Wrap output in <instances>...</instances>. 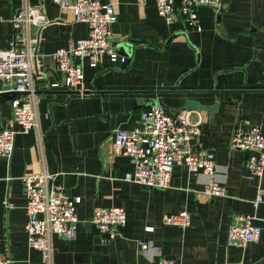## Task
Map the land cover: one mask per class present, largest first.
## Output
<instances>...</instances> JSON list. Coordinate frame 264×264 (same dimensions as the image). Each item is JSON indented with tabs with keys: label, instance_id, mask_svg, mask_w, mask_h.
I'll use <instances>...</instances> for the list:
<instances>
[{
	"label": "crops",
	"instance_id": "0c3cea01",
	"mask_svg": "<svg viewBox=\"0 0 264 264\" xmlns=\"http://www.w3.org/2000/svg\"><path fill=\"white\" fill-rule=\"evenodd\" d=\"M104 1L117 15L111 46L126 61L103 58L95 69L85 64L80 92L49 87L61 80L50 55L87 37L86 24L51 2L0 0L2 48L12 37L14 12L27 5L46 19L28 32L38 129L17 135L11 156L0 157V254L12 264H48L28 247L20 181L45 172L56 176L65 197L80 200L76 238L52 236L49 264H158L139 253V240L174 264H264V205H252L258 182L247 179L249 153L230 148L236 129L256 127L264 134V0H221L218 11L199 8L201 32L163 22L153 0ZM2 87L0 81V92ZM188 100L218 106L212 123L210 112L192 111L199 125L191 144L214 154L215 178L225 182V195L206 197L201 177L184 166L173 167L164 190L126 182L132 167L113 150L115 131L136 128L142 111L156 102L177 111ZM10 102L0 98V130L9 126ZM111 207L124 210L126 224L120 237L108 240L92 218ZM180 211L189 214L188 228L162 226L163 215ZM236 214L252 216L262 230L246 248L226 243Z\"/></svg>",
	"mask_w": 264,
	"mask_h": 264
},
{
	"label": "built area",
	"instance_id": "2783aa9c",
	"mask_svg": "<svg viewBox=\"0 0 264 264\" xmlns=\"http://www.w3.org/2000/svg\"><path fill=\"white\" fill-rule=\"evenodd\" d=\"M142 1V0H141ZM158 17L167 24L180 22L188 29L201 32L197 10L201 7L221 8V0H153ZM51 2L62 10L70 11L74 21L87 26V37L75 40L67 48L58 49L50 55L61 80L51 84V89L61 87L82 91L85 64L90 69L99 66L103 58L110 63L124 64L111 46V26L117 21L114 7L104 0H40ZM13 30L6 48L0 46V81L3 86L13 85V92L19 94L10 102L11 118L9 126L0 130V157H10L17 135H26L38 129L29 28L41 29L46 24L42 12L25 5L14 12L10 19ZM185 109L170 111L156 102L142 111L136 128L131 131L116 130L113 135L115 154L126 157L132 171L124 175L128 183L144 186L147 189L164 190L169 187L174 166H184L188 172L201 177L206 197L225 195V182L216 177L215 157L212 152L196 149L191 144L199 119ZM230 148L249 153L245 161L249 181H257L256 195L252 201L254 208L264 205V134L259 128L248 131L234 130ZM55 175L45 172L33 173L20 179L26 197V221L24 231L28 247L41 255V260L50 263L51 238L58 236L68 241L76 238V206L79 198L70 200L55 184ZM126 224L122 208H100L92 218L94 229L105 239L120 237ZM162 226L186 229L190 217L186 211L165 214ZM152 228H146L151 232ZM261 228L254 224L249 215H233L227 231V246L246 248L258 241ZM138 251L158 259V264H174L162 258L158 250L143 241L137 242ZM0 264H12L9 257L0 254Z\"/></svg>",
	"mask_w": 264,
	"mask_h": 264
},
{
	"label": "water",
	"instance_id": "95a60500",
	"mask_svg": "<svg viewBox=\"0 0 264 264\" xmlns=\"http://www.w3.org/2000/svg\"><path fill=\"white\" fill-rule=\"evenodd\" d=\"M15 89V87L13 85H5L2 87V90L0 92V98L6 100V101H12L15 98H17L19 96L18 93L13 92V90ZM38 93V92H37ZM71 94H80L79 91L76 92H70ZM217 104H213L211 106H204L199 104L198 102H194V101H185L183 104V108L185 110L188 111H208L210 112V119H211V123L213 122V116H214V112L217 110Z\"/></svg>",
	"mask_w": 264,
	"mask_h": 264
}]
</instances>
